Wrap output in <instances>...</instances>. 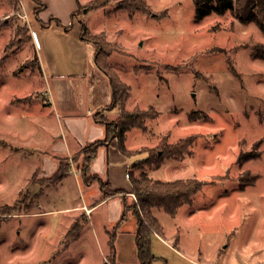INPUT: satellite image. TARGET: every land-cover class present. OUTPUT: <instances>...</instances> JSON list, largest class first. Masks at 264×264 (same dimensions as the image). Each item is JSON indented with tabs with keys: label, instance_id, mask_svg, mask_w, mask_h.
<instances>
[{
	"label": "rangeland",
	"instance_id": "1",
	"mask_svg": "<svg viewBox=\"0 0 264 264\" xmlns=\"http://www.w3.org/2000/svg\"><path fill=\"white\" fill-rule=\"evenodd\" d=\"M120 1L99 0L101 4L96 6V0H83L77 18L62 28L68 31L62 41L56 37V26H49L52 18L42 22V27L35 18L37 9L35 16L32 13L27 18L24 12H17V0H0V264H66L67 258L78 257L82 258L78 264L102 261L99 234L90 225L64 249L62 232L71 216L35 213L46 187L53 183L35 175L29 181L24 178L34 166L29 159H39L41 166V160L52 158L38 152L34 158L29 149L16 145L23 131L14 120L20 118L22 109L48 107L43 103L42 86L49 80L43 77L33 51L31 25L51 30L40 50L47 73L52 59L60 72L92 76L76 78L61 93L72 90L76 101L85 106L92 98L104 105L111 88L106 69L121 81L118 94L124 96L130 87L126 106L137 105L135 108H145L153 116L145 120V130L133 128L129 134L126 144L140 149L126 156L131 164L148 155L142 148L157 150L164 136L166 141L176 142L195 135L193 153L185 155L178 166L185 176L194 175L204 182L193 198L192 207L200 209L193 212L196 222L201 230L235 232L223 241L229 243L228 260L236 257L257 264L264 258V34L255 23L239 21L230 10L212 12L196 22L192 0H143L147 10L138 7L131 13ZM83 26L85 45H93L96 51L94 41L104 42L98 48L102 67L93 66L86 55L81 58L74 46ZM51 114L56 129L64 117L55 111ZM97 114L109 119L100 109ZM36 135L42 136L35 130ZM58 139L57 143L63 141ZM71 161L81 171L82 153ZM137 164L135 176L152 167ZM170 168L168 165L166 170ZM255 174L254 183L240 187L241 175L246 179ZM72 198L56 190L48 203L65 208ZM219 236L217 233L213 242ZM197 241L194 237L190 245ZM204 242L200 236L198 243ZM171 261L178 264L179 260L173 256ZM152 264L162 262L155 258Z\"/></svg>",
	"mask_w": 264,
	"mask_h": 264
},
{
	"label": "crops",
	"instance_id": "2",
	"mask_svg": "<svg viewBox=\"0 0 264 264\" xmlns=\"http://www.w3.org/2000/svg\"><path fill=\"white\" fill-rule=\"evenodd\" d=\"M31 1L32 2H30V0H17L19 7L17 12L19 14L20 11L24 12L23 15L28 18L32 13L35 16V11L37 9L39 14L35 16V18H38L36 19L41 22L42 27L45 26L42 22H45L48 18V21H50L52 18L53 21L49 26H56V37L61 38L62 41L67 39L68 34V31L62 28L65 27V25L67 26L73 17H76V11L79 5L84 3L83 0ZM62 19H65L66 23L62 22ZM30 29L32 35L31 40L34 43L33 51L34 54L36 53L38 65L44 74L43 77L49 80L46 86H42V90L46 95V100L43 101V103L48 107L37 106L35 110L29 109L27 111L22 109L20 118L14 120L21 125V131H23L21 132L22 138L18 140L19 142H17L18 144L16 145L17 148L29 149L31 156L34 158L36 152L52 158H46V162L41 160V166L39 165V159H29L28 162L30 164L33 163L32 165L34 166L31 171L28 169L24 178H28V181L33 175L43 180L45 178H50L56 172L59 162L63 158H68L71 165L68 173L61 180L46 187V191L42 195L44 198L41 206L36 209L35 213L53 214L62 212L65 213V217L71 216V220L66 224L67 228L62 232L64 240L65 234L76 219L82 222L79 234L73 240L78 239L82 229L90 225L91 228L96 230L99 234L98 242L101 246L100 252L102 255V261H100L99 264H141L137 258L134 240L136 227L135 218L132 213L128 211L126 217L122 219L125 203L132 204L136 201L130 177L126 176V173H128V175L129 173H134L135 168L132 166L133 162L131 164L129 160L126 159L127 155L119 150L116 138L110 142L109 146H101L98 148L96 156L90 162V172L97 174L103 180H108L112 189L123 190L122 193L103 199V192L99 184L97 182L86 184L83 181L78 164L71 161V157L79 153L84 145L105 136V126L97 121L95 117L99 109L102 110L110 120L116 119L120 114V105L106 107L112 100L111 84L104 105H102V102L92 98L90 100L87 99V104L85 106L84 103L76 101L72 90H69L68 93H61L62 89L64 91L66 85L74 83L76 78H83L86 76L91 79L92 76L88 75L87 72H60L57 62L52 59L48 60L49 72L47 73L40 50L42 48V40L45 38L47 39V34L51 30L49 28L38 29L35 25H31ZM81 33L82 32L78 31L75 38L76 40L74 41L75 48L80 52L79 56L81 55L82 58L86 55L88 61H93V66L99 68L95 62V48L93 45L89 46L83 43V39L85 38H81ZM50 46H52V44ZM95 67L92 69L93 72L96 70ZM136 106L137 105L134 107L126 106L125 103V108L127 110H132ZM54 111L57 115L60 113L64 117L63 121H61V126L56 129H54L51 124L53 118L51 113ZM61 118L60 115V119ZM133 128L137 127H132L126 132L125 145L129 146H126L129 150H140L139 147L126 144ZM35 130L40 131L42 136H35ZM57 139H62L63 141H58L57 143ZM6 141L9 142L8 140ZM9 143L11 145L15 144L12 142ZM180 160L182 159L166 158L159 167H148L146 173L152 180L161 181L194 178V175L185 176V174L181 172L178 166ZM168 165H171L169 171L166 170ZM24 186L18 191V194ZM56 190L63 194L73 196L70 205L65 208H58L48 203L51 193ZM192 203L193 201L189 204L181 205L174 216L168 214L162 208L153 207L151 209L159 220L164 232V236L154 233L151 238L152 252L156 258H159L162 264H165L163 260H165L167 264H177L171 261L173 256L178 258V264H248L245 262L246 259L238 260L235 257L233 260H228L226 257V250L229 247V243L226 245L223 241L225 237L226 241H228L231 235L235 236V232H229L227 229L221 228L220 231L217 232L219 235L221 234V236H219L220 238H217V242H213V238L217 233L210 227H205L201 230V225L196 222V215L193 214L194 211L197 213L200 209L192 207ZM185 208H187V210ZM183 210L185 211L184 213H182ZM80 214H85L82 216V219H79ZM179 216L184 219L182 222H179ZM112 231H115L116 235L113 242L114 252L111 255L108 240L109 234ZM200 236L205 240L203 245L198 243ZM194 237L198 238V241L190 245V240L192 241ZM73 240L71 241L73 242ZM70 242L67 244L65 242L64 249L68 248ZM162 245L164 247H161ZM162 248L165 250H162ZM105 256H107L106 259ZM81 259V257H78V259L67 258L66 264H78L77 261L79 262ZM256 263L264 264V258L262 261Z\"/></svg>",
	"mask_w": 264,
	"mask_h": 264
},
{
	"label": "trees",
	"instance_id": "3",
	"mask_svg": "<svg viewBox=\"0 0 264 264\" xmlns=\"http://www.w3.org/2000/svg\"><path fill=\"white\" fill-rule=\"evenodd\" d=\"M141 1L143 0H121L120 2L124 3V8L131 13L138 7L147 10V6H144ZM192 1L194 4V18L196 22H200L205 16L211 14L212 12L223 14L227 10H230L235 14L239 21L243 23H255L260 31L264 34V0ZM96 3H98L96 6L101 4L99 0H96ZM255 7L256 10H253ZM84 32H86V29L83 26L81 33L83 38H85ZM91 38L94 39V36ZM99 40L98 42L94 41L97 47L95 51V62L98 67L100 65L98 54L100 51L98 48L101 50V46H104V42L101 40L100 43ZM105 72L110 79V84L112 87V100L110 102V106L120 105V114L116 119L109 120L106 117L102 115L100 116L96 113V120L105 126V136L101 139L84 145L79 153L72 156L73 159H76L77 156L82 153L83 164L81 166V175L83 181L86 184H91L93 181H97L101 191L103 192V199L118 193H122L123 190L112 189L108 180H103L97 174L90 172V162L96 156L98 148L101 146H109L110 142L116 138L119 150L123 154L128 155L130 152H135L127 149L125 145V135L127 130L132 127L145 130L147 128L145 120L147 118L153 117L148 114V110H143L140 108L127 110L125 108V102L130 96V87L127 85L128 88L126 89L124 96H122V92L118 94L121 81L115 73H110L106 69ZM166 140V136L160 139L157 150L154 149L156 147L149 149L145 147L142 148V150H146L148 152V155L145 158L139 160V162H134L132 166H137V163H145L148 166L159 167L166 158L182 159L185 155H191L193 153L191 147L195 140V135L181 138L176 142H168ZM70 166L71 165L68 158L61 159L56 172L53 174V176L46 180L55 184L68 173ZM129 177L132 183L133 193L135 195L136 201L132 204L125 203L122 219L126 217V213L128 211H131L136 223L134 240L137 258L141 264H152L156 258L151 247L152 235L157 233L161 236H164V232L159 220L153 214L151 209L153 207L162 208L168 214L174 216L181 205L189 204L193 201V196L201 190L204 182L195 177L188 179H176L172 181L152 180L145 172H142L140 176H135L133 173H129ZM242 177L243 176L241 175V188H244L248 183H254V181H256L258 178L256 174L251 178L246 177V179H242ZM6 207H3V209ZM80 229L81 221L76 219L65 234L66 244L78 236ZM115 235V231H112L109 234L108 243L110 246L111 255L114 252L113 242ZM165 264L167 263L165 262Z\"/></svg>",
	"mask_w": 264,
	"mask_h": 264
},
{
	"label": "built area",
	"instance_id": "4",
	"mask_svg": "<svg viewBox=\"0 0 264 264\" xmlns=\"http://www.w3.org/2000/svg\"><path fill=\"white\" fill-rule=\"evenodd\" d=\"M126 176H129L128 173H126Z\"/></svg>",
	"mask_w": 264,
	"mask_h": 264
}]
</instances>
